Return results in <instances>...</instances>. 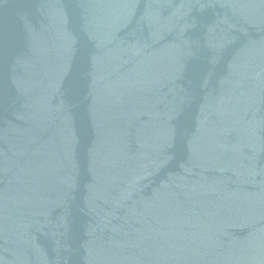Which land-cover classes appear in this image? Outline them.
Wrapping results in <instances>:
<instances>
[{"label":"water","instance_id":"1","mask_svg":"<svg viewBox=\"0 0 264 264\" xmlns=\"http://www.w3.org/2000/svg\"><path fill=\"white\" fill-rule=\"evenodd\" d=\"M0 264H264V0H0Z\"/></svg>","mask_w":264,"mask_h":264}]
</instances>
